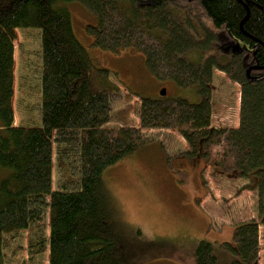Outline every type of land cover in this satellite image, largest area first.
Listing matches in <instances>:
<instances>
[{"label": "trees", "instance_id": "1", "mask_svg": "<svg viewBox=\"0 0 264 264\" xmlns=\"http://www.w3.org/2000/svg\"><path fill=\"white\" fill-rule=\"evenodd\" d=\"M68 1L0 0V248L6 235L29 228L49 211V264H122L124 230L102 204L100 182L107 167L149 143L147 129H176L187 140L188 153L248 178L249 188L260 190L264 223V80L240 76L248 61L264 63V0H78L98 20L97 45L138 50L155 76L170 78L177 89H189L198 98L137 94L140 126L116 128L107 124L120 88L77 40ZM189 2L195 3L200 21L190 13ZM18 28H37L42 35L36 125L14 124ZM212 30L243 40L251 50L237 52L241 60L232 66L233 49L218 56L220 50L215 54L208 45L215 40ZM215 67L242 85L238 128L211 126ZM54 154L60 170L57 189ZM258 225L251 220L235 226L233 250L244 264H256ZM196 258L197 264H218L207 239L200 241Z\"/></svg>", "mask_w": 264, "mask_h": 264}, {"label": "rangeland", "instance_id": "2", "mask_svg": "<svg viewBox=\"0 0 264 264\" xmlns=\"http://www.w3.org/2000/svg\"><path fill=\"white\" fill-rule=\"evenodd\" d=\"M189 4V8L194 9L195 3ZM65 5L71 12L77 40L96 66L109 70L110 79L120 88L114 118L108 127L140 126L142 101L137 94L151 98L182 96L190 102L198 100L189 89H177L170 78L155 76L138 50H111L97 45L95 14L78 0L68 1ZM193 9L190 13L197 14L196 20L200 21V13L197 8ZM204 23L210 28L208 20L204 19ZM213 34L215 40L207 43L215 48L212 52L220 50L218 56L230 49L236 52L245 44L223 31H213ZM16 35L14 124L36 125L40 123L42 101L41 30L18 28ZM207 35L211 36L210 33ZM232 59L239 63L241 55L232 54ZM212 84L211 126L226 130L238 128L241 83L215 67ZM164 87L167 88L166 95H161ZM144 134L149 137V143L107 167L100 182L104 197L100 200L112 210L113 222L124 230L121 263L197 264L196 249L202 239H207L214 246L218 264H244L233 250L235 226L256 220L259 222L256 264H264L260 190L250 189L248 178L236 175L232 170H217L205 156L197 158L188 153L189 144L176 129H147ZM59 176L57 154H54V189L58 188ZM50 234V212L46 211L29 228L5 236L0 248L3 264H49L47 240ZM43 242H46L44 246L41 245Z\"/></svg>", "mask_w": 264, "mask_h": 264}, {"label": "flooded vegetation", "instance_id": "3", "mask_svg": "<svg viewBox=\"0 0 264 264\" xmlns=\"http://www.w3.org/2000/svg\"><path fill=\"white\" fill-rule=\"evenodd\" d=\"M250 50L251 49L249 48L248 44H242L240 46V48L238 49V51H236V53L237 52L242 53V51L246 52V51H250ZM236 65H237V63L235 64V62H234V64H232V66H236ZM256 65L260 66V67H264V63H261L258 58H255V60L252 63H251V61H248L247 64H245V67H244L245 69L243 70L244 74H242V76L246 77L250 81H262V80H264V78H262L261 80L252 79V77H260V76L264 75V68L253 69V70H251L250 73H248V69L251 66H256Z\"/></svg>", "mask_w": 264, "mask_h": 264}, {"label": "water", "instance_id": "4", "mask_svg": "<svg viewBox=\"0 0 264 264\" xmlns=\"http://www.w3.org/2000/svg\"><path fill=\"white\" fill-rule=\"evenodd\" d=\"M258 68H264V67H260V66H251L249 69H248V73H250L251 72V70H253V69H258ZM262 78H264V75H262V76H260V77H252V79H255V80H260V79H262ZM166 90H167V88H163L162 90H161V95H166Z\"/></svg>", "mask_w": 264, "mask_h": 264}, {"label": "bare ground", "instance_id": "5", "mask_svg": "<svg viewBox=\"0 0 264 264\" xmlns=\"http://www.w3.org/2000/svg\"><path fill=\"white\" fill-rule=\"evenodd\" d=\"M127 85V84H126ZM187 94V93H186ZM142 96V95H141Z\"/></svg>", "mask_w": 264, "mask_h": 264}]
</instances>
